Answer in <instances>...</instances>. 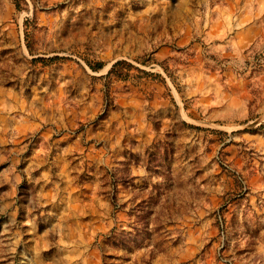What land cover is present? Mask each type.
I'll return each mask as SVG.
<instances>
[{
    "label": "rangeland",
    "instance_id": "1",
    "mask_svg": "<svg viewBox=\"0 0 264 264\" xmlns=\"http://www.w3.org/2000/svg\"><path fill=\"white\" fill-rule=\"evenodd\" d=\"M0 264H264V0H0Z\"/></svg>",
    "mask_w": 264,
    "mask_h": 264
}]
</instances>
